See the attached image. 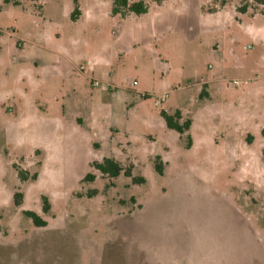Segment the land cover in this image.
I'll list each match as a JSON object with an SVG mask.
<instances>
[{
    "label": "rangeland",
    "instance_id": "1",
    "mask_svg": "<svg viewBox=\"0 0 264 264\" xmlns=\"http://www.w3.org/2000/svg\"><path fill=\"white\" fill-rule=\"evenodd\" d=\"M14 1L0 0V264H264V12ZM178 111L190 147L163 117ZM107 158L120 176L92 166Z\"/></svg>",
    "mask_w": 264,
    "mask_h": 264
},
{
    "label": "trees",
    "instance_id": "2",
    "mask_svg": "<svg viewBox=\"0 0 264 264\" xmlns=\"http://www.w3.org/2000/svg\"><path fill=\"white\" fill-rule=\"evenodd\" d=\"M157 3H162L164 0H151ZM6 3L15 2L14 0H5ZM243 4L236 6L237 10L242 13H246L250 10H254L255 12L263 13L262 7H264V0H242ZM227 3V0L222 1V5H225ZM149 3L140 0V1H131V0H113V14L114 15H121L122 17H126L129 14H137L142 15L146 14L149 11ZM77 14H80V11H76ZM163 117L167 123V126L177 131L180 134V137L182 138L184 135H187L188 144L187 147H190L192 145V138L191 135L188 133L192 126V120L187 119L184 121H181L182 114L180 111L176 113L174 116L168 115L166 112H163ZM264 134V129H263ZM93 167L100 170L103 174L109 175L111 177H118L120 176L121 172L125 170L123 165L115 160L114 158H107L102 163H93ZM156 168L159 171V173L163 174V162L160 159H157ZM126 175H131V169H128L126 172ZM95 175L94 174H88L85 177V180L94 181ZM136 181L139 183H144L145 179L143 177L136 178ZM44 200V210L48 212L50 210V204L47 197L43 198ZM15 202L16 205H21L23 202V193L17 192L15 194ZM25 214L31 218L34 223L38 227H44L47 225V221L44 220L40 215L33 211H26Z\"/></svg>",
    "mask_w": 264,
    "mask_h": 264
},
{
    "label": "built area",
    "instance_id": "3",
    "mask_svg": "<svg viewBox=\"0 0 264 264\" xmlns=\"http://www.w3.org/2000/svg\"><path fill=\"white\" fill-rule=\"evenodd\" d=\"M134 84H136V82H134ZM94 85L95 86L99 85L98 81H94Z\"/></svg>",
    "mask_w": 264,
    "mask_h": 264
}]
</instances>
